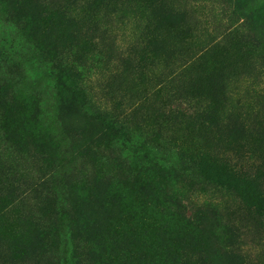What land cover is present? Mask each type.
Here are the masks:
<instances>
[{
	"label": "rangeland",
	"instance_id": "rangeland-1",
	"mask_svg": "<svg viewBox=\"0 0 264 264\" xmlns=\"http://www.w3.org/2000/svg\"><path fill=\"white\" fill-rule=\"evenodd\" d=\"M231 8L0 0V264H264V46Z\"/></svg>",
	"mask_w": 264,
	"mask_h": 264
},
{
	"label": "trees",
	"instance_id": "trees-1",
	"mask_svg": "<svg viewBox=\"0 0 264 264\" xmlns=\"http://www.w3.org/2000/svg\"><path fill=\"white\" fill-rule=\"evenodd\" d=\"M232 6L231 14L233 16H238L243 19V22L249 21L250 33L253 35L257 46H264V0H225ZM263 1V2H259ZM259 5V6H258ZM84 110L92 117L96 118L98 121L103 123L104 131L99 133L98 139L105 135H116L117 133H123L124 126L119 121L118 118H109L107 113L102 112L98 107H94L88 102L84 104ZM100 136V137H99ZM216 164L209 165L208 169L213 171ZM222 170L220 169V172ZM259 205V204H258ZM261 209V208H260Z\"/></svg>",
	"mask_w": 264,
	"mask_h": 264
}]
</instances>
